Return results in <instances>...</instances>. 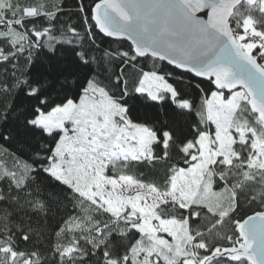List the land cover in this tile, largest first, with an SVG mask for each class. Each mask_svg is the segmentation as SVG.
<instances>
[{
  "label": "snow or ice",
  "instance_id": "obj_1",
  "mask_svg": "<svg viewBox=\"0 0 264 264\" xmlns=\"http://www.w3.org/2000/svg\"><path fill=\"white\" fill-rule=\"evenodd\" d=\"M0 264H264V0H0Z\"/></svg>",
  "mask_w": 264,
  "mask_h": 264
}]
</instances>
